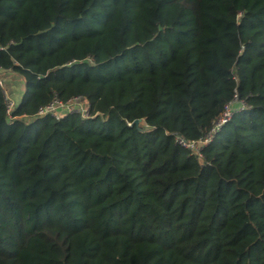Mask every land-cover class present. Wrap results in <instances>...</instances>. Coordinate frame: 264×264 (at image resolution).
<instances>
[{
    "label": "trees",
    "instance_id": "1",
    "mask_svg": "<svg viewBox=\"0 0 264 264\" xmlns=\"http://www.w3.org/2000/svg\"><path fill=\"white\" fill-rule=\"evenodd\" d=\"M0 70V264H264V0H0Z\"/></svg>",
    "mask_w": 264,
    "mask_h": 264
},
{
    "label": "built area",
    "instance_id": "2",
    "mask_svg": "<svg viewBox=\"0 0 264 264\" xmlns=\"http://www.w3.org/2000/svg\"><path fill=\"white\" fill-rule=\"evenodd\" d=\"M0 87L3 90L5 98H6L7 112L11 114L12 110L15 107V103L13 101H10L11 107H8L7 95H6V92L4 89V83L1 79H0ZM234 103H236V101L233 102L232 104L226 106V109L223 113V116L217 122H215L214 128H213L211 134L206 139L200 140V141L187 142L182 137H178L176 140L177 143L180 146H182L183 148L190 149V150H193V151L199 153L212 140L213 136L221 129V127L228 120H230L233 113L237 112V111H231V106ZM81 104H83V102L81 101V99L79 97L73 98V99L69 100L67 103H63L61 101L55 100L52 103H50L49 105L41 107L39 109L37 115L38 116L51 115V116H54L56 119H59L60 117H62L63 114L80 112L83 117H88V115H89L88 105L85 104L86 106L83 107V106H81ZM62 111H64V113L59 114V113H62ZM198 144H201L202 146L198 148Z\"/></svg>",
    "mask_w": 264,
    "mask_h": 264
},
{
    "label": "rangeland",
    "instance_id": "3",
    "mask_svg": "<svg viewBox=\"0 0 264 264\" xmlns=\"http://www.w3.org/2000/svg\"><path fill=\"white\" fill-rule=\"evenodd\" d=\"M0 79L4 83V89L7 95V101H8V107H11V102L13 101L16 104H18L22 98L23 94V83L19 76L16 74L8 73V72H0ZM81 106L85 107V103L81 104ZM242 109V106L240 103L236 102L231 106V111H240ZM62 113L59 114H63ZM201 144H198V148L201 147Z\"/></svg>",
    "mask_w": 264,
    "mask_h": 264
},
{
    "label": "water",
    "instance_id": "4",
    "mask_svg": "<svg viewBox=\"0 0 264 264\" xmlns=\"http://www.w3.org/2000/svg\"><path fill=\"white\" fill-rule=\"evenodd\" d=\"M138 123H139V121H138V120L134 121V124H136V125H137Z\"/></svg>",
    "mask_w": 264,
    "mask_h": 264
},
{
    "label": "crops",
    "instance_id": "5",
    "mask_svg": "<svg viewBox=\"0 0 264 264\" xmlns=\"http://www.w3.org/2000/svg\"><path fill=\"white\" fill-rule=\"evenodd\" d=\"M0 72H2V71L0 70Z\"/></svg>",
    "mask_w": 264,
    "mask_h": 264
}]
</instances>
